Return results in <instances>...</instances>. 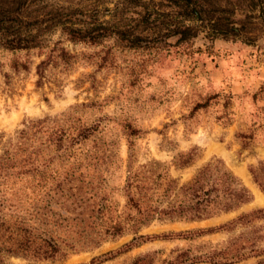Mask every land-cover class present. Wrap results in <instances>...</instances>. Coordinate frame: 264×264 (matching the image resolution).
Wrapping results in <instances>:
<instances>
[{
	"label": "trees",
	"instance_id": "trees-1",
	"mask_svg": "<svg viewBox=\"0 0 264 264\" xmlns=\"http://www.w3.org/2000/svg\"><path fill=\"white\" fill-rule=\"evenodd\" d=\"M81 1L64 5L54 0H0V50L15 54L36 49L42 55L35 64L39 84L55 67L67 70L78 61L97 68L111 65L112 47L153 54L168 47L183 51L191 48L199 28L206 29L210 40H227L253 28L245 26L248 20L259 17L264 22V0H110V7L104 0ZM242 9L243 16L235 26L231 17ZM109 40L110 46L106 44ZM67 44L97 49L73 52ZM28 62L13 57L10 68L26 70ZM74 114L28 120L1 147L0 264L5 256L23 257L28 260L25 264H54L65 255L64 250L96 246L126 232L134 234L119 249L93 258L98 264L137 245L136 239L158 237L136 234L152 220L205 218L234 210L250 199L248 191L219 161L204 163L190 181L177 185L166 165L149 160L126 165L122 184L115 189L124 199L120 206L102 174L107 158L103 141L91 139L100 119L84 123ZM125 128L128 137L137 134L128 124ZM87 142H91L89 147ZM191 160V152L180 153L174 163L180 167ZM249 171L264 194V165ZM259 218L264 214L255 209L239 214L228 225L246 226ZM224 226L230 229L223 225L176 235ZM251 232L232 237L204 259L231 264L264 254V248L254 246L258 237H251ZM130 264L146 263L144 258H136Z\"/></svg>",
	"mask_w": 264,
	"mask_h": 264
},
{
	"label": "rangeland",
	"instance_id": "rangeland-1",
	"mask_svg": "<svg viewBox=\"0 0 264 264\" xmlns=\"http://www.w3.org/2000/svg\"><path fill=\"white\" fill-rule=\"evenodd\" d=\"M104 1L111 6L110 0ZM54 2L75 5L84 1ZM243 13L244 9L237 10L231 17L235 26ZM245 26L253 28L227 40H210L206 29L199 28L191 48L183 51L168 47L153 54L112 47L111 65L97 68L78 61L67 70L55 67L39 84L35 64L42 55L36 49L15 54L0 50V152L6 140L28 120L74 112L84 123L100 119L91 139L103 141L107 158L102 174L120 206L124 199L115 189L122 184L126 165L137 166L149 160L166 165L177 185L190 181L204 163L219 161L250 195L249 201L238 208L209 217L152 220L140 226L136 234L158 237L136 239L137 245L98 264H130L136 258H144L146 264H167L175 259L181 261L173 264H223L209 262L204 256L248 231H252L251 237H258L254 246L264 248V218L246 226L235 222L228 225L241 213L261 209L264 214V194L249 171L264 165V89H260L264 83V22L258 17L245 22ZM55 36L49 38L54 40ZM106 44L110 46L111 40ZM66 47L73 52L97 49L78 44ZM13 57L28 59V68L11 69ZM126 124L137 129V134L128 137ZM186 152H191L192 160L176 166L174 159ZM223 225L230 229L224 226L176 235ZM133 235L126 232L96 246L64 250L65 255L54 264H95L93 258L119 249ZM262 259L264 254L231 264H264ZM26 262L20 256L4 257V264Z\"/></svg>",
	"mask_w": 264,
	"mask_h": 264
}]
</instances>
